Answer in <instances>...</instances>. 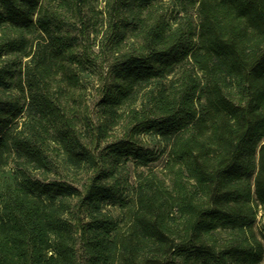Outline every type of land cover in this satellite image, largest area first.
Segmentation results:
<instances>
[{
	"label": "trees",
	"instance_id": "trees-1",
	"mask_svg": "<svg viewBox=\"0 0 264 264\" xmlns=\"http://www.w3.org/2000/svg\"><path fill=\"white\" fill-rule=\"evenodd\" d=\"M93 1L0 0V264H264V0Z\"/></svg>",
	"mask_w": 264,
	"mask_h": 264
},
{
	"label": "rangeland",
	"instance_id": "rangeland-1",
	"mask_svg": "<svg viewBox=\"0 0 264 264\" xmlns=\"http://www.w3.org/2000/svg\"><path fill=\"white\" fill-rule=\"evenodd\" d=\"M105 3H106V0H94L93 1V6H94V12H97V11H101V10H104L105 9ZM94 15H98L96 13H94ZM104 59L105 57L104 56H101L99 59H98V63H104ZM100 67V66H99ZM87 80V83H89L90 81H92L93 83H96L97 81L94 79V78H86ZM96 86V85H95ZM96 88V87H95ZM95 88H91L89 86V89H87V91H85V99H86V102H87V105H88V110L90 112V115L91 116H94L98 113L97 111V105H96V100L98 99V90H96ZM123 129L121 128V125H116L114 127V129L110 130L108 136H106V138L103 140V142L101 143V147L105 146L106 144L108 143H111L117 136H121L123 133H122ZM146 137L147 135L142 133L140 134V139L142 141H146ZM163 162H164V155H162L158 160H156L155 162L152 163V167L156 170H158L160 172V170L162 169L163 167ZM129 165H130V168H129V171H130V174L132 176V171L134 169V164L132 161L128 162ZM106 209L110 210L111 212H113L114 214H117L118 213V208L116 206H113L111 204H107L106 205ZM259 224V219L257 220L256 222V225Z\"/></svg>",
	"mask_w": 264,
	"mask_h": 264
}]
</instances>
